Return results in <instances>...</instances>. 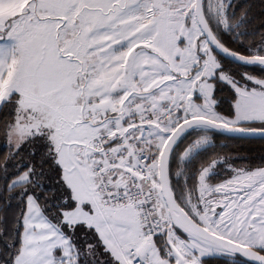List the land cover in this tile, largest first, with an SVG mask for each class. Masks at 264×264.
Wrapping results in <instances>:
<instances>
[{"label":"snow or ice","instance_id":"snow-or-ice-1","mask_svg":"<svg viewBox=\"0 0 264 264\" xmlns=\"http://www.w3.org/2000/svg\"><path fill=\"white\" fill-rule=\"evenodd\" d=\"M252 24L234 0H0V264H264V166L203 158L264 137Z\"/></svg>","mask_w":264,"mask_h":264},{"label":"trees","instance_id":"trees-1","mask_svg":"<svg viewBox=\"0 0 264 264\" xmlns=\"http://www.w3.org/2000/svg\"><path fill=\"white\" fill-rule=\"evenodd\" d=\"M234 5L244 6L251 10V18L253 20L252 28H260L264 25V0H234ZM251 31V29H249ZM225 44L230 48L236 46L229 42L228 37L224 38ZM225 67L230 68L233 72H240L242 70H250L254 75H260V70L251 68H243L230 60H225ZM230 96L231 93L227 88L217 92V98L222 101L219 105V111L227 115L230 112ZM7 119L6 113H0V120ZM188 141H185L187 143ZM214 147L210 148L205 157L216 155L219 159H227L231 164L237 168H255L264 166V139H249V138H235L227 135L217 134L213 138ZM184 145H181L183 148ZM9 154V145L5 137L0 134V159ZM227 167V165H226ZM3 205L0 204V207ZM16 212L15 202L13 208L8 211L9 218ZM3 242L0 241V253L3 252ZM243 260L242 258H239ZM210 264H220L219 260L210 259Z\"/></svg>","mask_w":264,"mask_h":264},{"label":"water","instance_id":"water-1","mask_svg":"<svg viewBox=\"0 0 264 264\" xmlns=\"http://www.w3.org/2000/svg\"><path fill=\"white\" fill-rule=\"evenodd\" d=\"M230 60V59H228ZM231 61V60H230ZM227 136H230V137H235V138H249V139H264V137L260 136V135H256V136H248V137H241V136H233V135H227ZM242 258V257H241ZM243 260L245 258H242Z\"/></svg>","mask_w":264,"mask_h":264},{"label":"rangeland","instance_id":"rangeland-1","mask_svg":"<svg viewBox=\"0 0 264 264\" xmlns=\"http://www.w3.org/2000/svg\"><path fill=\"white\" fill-rule=\"evenodd\" d=\"M242 71H250V70H242ZM242 71H240V72H242Z\"/></svg>","mask_w":264,"mask_h":264}]
</instances>
